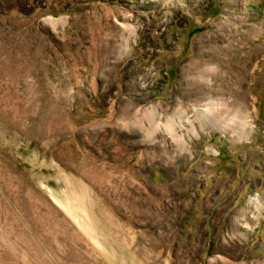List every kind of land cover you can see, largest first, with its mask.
<instances>
[{"label":"rangeland","instance_id":"obj_1","mask_svg":"<svg viewBox=\"0 0 264 264\" xmlns=\"http://www.w3.org/2000/svg\"><path fill=\"white\" fill-rule=\"evenodd\" d=\"M0 264H264V0H0Z\"/></svg>","mask_w":264,"mask_h":264}]
</instances>
